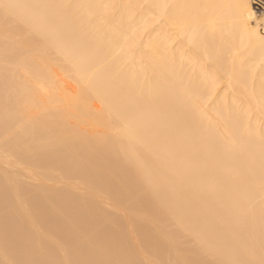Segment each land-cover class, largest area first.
Instances as JSON below:
<instances>
[{"label": "bare ground", "instance_id": "obj_1", "mask_svg": "<svg viewBox=\"0 0 264 264\" xmlns=\"http://www.w3.org/2000/svg\"><path fill=\"white\" fill-rule=\"evenodd\" d=\"M0 0V264H264V10Z\"/></svg>", "mask_w": 264, "mask_h": 264}, {"label": "built area", "instance_id": "obj_2", "mask_svg": "<svg viewBox=\"0 0 264 264\" xmlns=\"http://www.w3.org/2000/svg\"><path fill=\"white\" fill-rule=\"evenodd\" d=\"M254 7L257 12H261L264 10V0H253Z\"/></svg>", "mask_w": 264, "mask_h": 264}]
</instances>
